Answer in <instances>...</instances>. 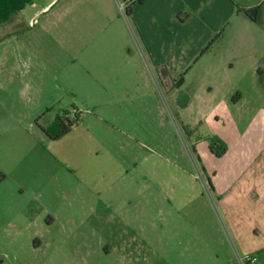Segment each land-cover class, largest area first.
<instances>
[{
  "label": "rangeland",
  "instance_id": "obj_1",
  "mask_svg": "<svg viewBox=\"0 0 264 264\" xmlns=\"http://www.w3.org/2000/svg\"><path fill=\"white\" fill-rule=\"evenodd\" d=\"M59 1L0 26V264H218L235 223L242 234L251 223L247 205H219L209 184L232 136L228 123L202 117L213 94L196 73L167 88L143 72L107 93L96 70L109 64L95 56H115L121 71L139 65L126 0L113 13L127 36L95 2L77 14L88 25L70 29ZM74 109L78 122L52 140L50 125Z\"/></svg>",
  "mask_w": 264,
  "mask_h": 264
},
{
  "label": "crops",
  "instance_id": "obj_2",
  "mask_svg": "<svg viewBox=\"0 0 264 264\" xmlns=\"http://www.w3.org/2000/svg\"><path fill=\"white\" fill-rule=\"evenodd\" d=\"M53 1L41 11L40 0L30 7L40 16ZM92 2L106 5L109 19L116 16L121 36H127V24L113 13L116 0H60L53 8L58 7L60 19H68L69 28L75 29L88 25L89 17L77 18V14H90ZM27 8L18 13L24 19ZM256 8L260 10L255 19L247 12ZM130 20L139 47L133 54L138 69L121 71L115 56L100 55L94 57L100 61L97 64L107 62L109 66L96 73L107 82V93L112 89V95L122 92L119 77L124 74H155L164 79L167 88L172 86L169 80L180 78L174 83L180 86L191 73L202 79L203 92L213 94L209 103L214 102L202 117L226 122L232 131L231 138L228 132L221 140L225 164L214 172L209 184L219 205H226L227 198L236 207L247 205L246 219L251 223L244 234L235 223L233 239L223 241L224 250L217 255L218 264H264V181L251 177L264 175V0H144L136 5ZM228 114L236 118L230 122ZM225 216L229 223L234 222L233 217Z\"/></svg>",
  "mask_w": 264,
  "mask_h": 264
},
{
  "label": "trees",
  "instance_id": "obj_3",
  "mask_svg": "<svg viewBox=\"0 0 264 264\" xmlns=\"http://www.w3.org/2000/svg\"><path fill=\"white\" fill-rule=\"evenodd\" d=\"M35 0H0V26L3 24L9 23L13 16L24 10L28 5H32ZM144 0H132L125 1L126 3V16L131 18L133 11L137 4L143 3ZM260 8H256L253 11H249L253 18L256 19ZM211 46V45H210ZM210 48V47H208ZM76 120L80 119L81 113L76 110ZM77 120V121H78ZM74 126V122H70L69 125L65 126L62 116L58 115L55 118V121L52 125H50L47 134L50 136L52 140H58L64 135L70 133ZM223 152H225V148L223 145L219 147ZM217 155L220 153L216 152Z\"/></svg>",
  "mask_w": 264,
  "mask_h": 264
},
{
  "label": "flooded vegetation",
  "instance_id": "obj_4",
  "mask_svg": "<svg viewBox=\"0 0 264 264\" xmlns=\"http://www.w3.org/2000/svg\"><path fill=\"white\" fill-rule=\"evenodd\" d=\"M74 111H76V109H74L72 112L71 111H68V112L64 111L61 114H59L62 116V119H63L65 126L69 125L70 122L71 123L74 122V124L78 122L77 121L78 119L76 120V116H75L76 113H74Z\"/></svg>",
  "mask_w": 264,
  "mask_h": 264
},
{
  "label": "built area",
  "instance_id": "obj_5",
  "mask_svg": "<svg viewBox=\"0 0 264 264\" xmlns=\"http://www.w3.org/2000/svg\"><path fill=\"white\" fill-rule=\"evenodd\" d=\"M120 10H121L122 13L124 14V16L127 17V16H126V4H123V5L121 4V5H120ZM74 113H76V111H74ZM250 261H253V259H251ZM248 262H249V261H248Z\"/></svg>",
  "mask_w": 264,
  "mask_h": 264
}]
</instances>
